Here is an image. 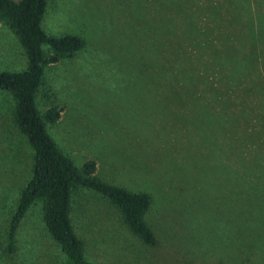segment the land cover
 <instances>
[{"label":"rangeland","instance_id":"obj_1","mask_svg":"<svg viewBox=\"0 0 264 264\" xmlns=\"http://www.w3.org/2000/svg\"><path fill=\"white\" fill-rule=\"evenodd\" d=\"M47 2L43 25L50 35L75 34L87 41L74 58L47 68L38 108L42 114L55 104L64 108L59 122L48 126L50 134L78 167L95 160L102 180L150 193L153 205L146 219L160 240L156 248L145 247L109 201L78 188L72 219L88 259L96 264H238L243 254L246 264H264V213L257 214L264 210V137L260 145L240 138L261 129L264 110L252 107L248 98L244 107L229 112L233 96L207 95L209 81L192 86L175 80L173 6L165 15L160 0ZM257 17L264 31V14ZM261 63L243 84L235 82V95L246 82L263 85ZM26 68L23 47L0 21V72ZM14 106L12 95L0 91V264H64L41 202L22 220L16 251H3L34 161L28 139L14 124ZM252 214L255 222L245 223Z\"/></svg>","mask_w":264,"mask_h":264},{"label":"trees","instance_id":"obj_2","mask_svg":"<svg viewBox=\"0 0 264 264\" xmlns=\"http://www.w3.org/2000/svg\"><path fill=\"white\" fill-rule=\"evenodd\" d=\"M172 6V28L176 37L172 70L175 80L192 86L201 80L209 81L207 95L220 99L233 96V102L227 108L229 112L233 108L239 109L238 105L244 107L248 98L252 107L258 105L264 110V100L258 99V96L264 97V81L260 87L246 82L238 95L234 89L235 82L243 84L247 81V77L243 79L247 73L261 70V62L264 66V31L259 28L257 17L259 12L264 14V0H160L163 14L168 15L167 10ZM47 8V0H0V21L16 35L27 57L24 71L0 72V91L12 95L14 124L28 139L34 152L32 177L21 192L3 251L7 255L16 251V236L22 220L36 202H41L44 222L65 255L64 264H96L88 259L85 241L76 233L72 219L73 192L78 188L104 197L117 209L130 233L142 245L156 248L160 245L159 236L146 219L153 205L152 195L102 180L97 174L95 160L78 167L60 149L48 127L59 122L64 108L55 104L44 114L38 108V94L45 83L47 68L74 58L87 45L79 35H50L43 25ZM238 10L243 14L239 19L236 16ZM263 77L258 75L259 80ZM197 94L192 92L193 96ZM240 114H251V120L257 118L253 112ZM260 125L261 129L254 130L252 136L247 133L240 137L242 143L250 139L260 145L264 137V120ZM249 184L253 186L251 181ZM242 198L251 200L254 196ZM245 207L249 210L248 204ZM263 213L264 210L257 214ZM252 216L245 223L255 222V215ZM239 258L241 263L238 264H246L243 254Z\"/></svg>","mask_w":264,"mask_h":264}]
</instances>
